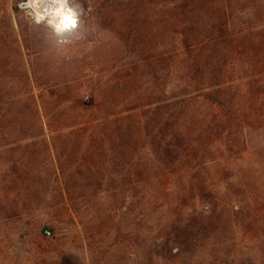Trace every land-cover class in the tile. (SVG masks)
Wrapping results in <instances>:
<instances>
[{
  "label": "rangeland",
  "instance_id": "obj_1",
  "mask_svg": "<svg viewBox=\"0 0 264 264\" xmlns=\"http://www.w3.org/2000/svg\"><path fill=\"white\" fill-rule=\"evenodd\" d=\"M16 2L0 0L2 48L12 44L3 16L11 13L16 31L30 34L21 48L32 85L14 75L10 86L6 74L0 92L50 94L39 108L62 120L50 125L42 114L28 138L15 121L4 127L0 264H264V71L248 54L231 91L235 103L247 94L249 107L240 118L235 105L239 116L208 138L229 114L209 102L168 105L174 59L155 60L150 72L139 57L164 47L127 49L117 25L108 27L116 13L94 8L100 0H81L90 9L84 39L63 50L29 27ZM138 97L152 103L130 109ZM82 101L96 105L83 110ZM111 109L119 118L106 122ZM178 130L189 133L180 154ZM15 171L24 181L10 185Z\"/></svg>",
  "mask_w": 264,
  "mask_h": 264
},
{
  "label": "trees",
  "instance_id": "obj_2",
  "mask_svg": "<svg viewBox=\"0 0 264 264\" xmlns=\"http://www.w3.org/2000/svg\"><path fill=\"white\" fill-rule=\"evenodd\" d=\"M93 6L98 12L105 10L116 13L107 22L109 16L104 12L103 21L108 23V27L117 25V34L127 49L134 50L139 44L146 50L156 47V44L164 47L157 55L139 57L150 72L155 70V60L167 61L170 57L174 59L177 83L172 95L173 101L168 105H175L182 112L194 105L201 106L209 102L217 104L229 114L226 119H220L215 131L208 132V138L217 137L222 124L235 120L231 118L237 117L236 108L240 107V118L243 116L244 107H249V103H246L247 94L240 93V99L235 103L236 92L231 91V87L233 79L240 72L239 56L243 53L248 54L252 68L259 67L264 71V0H100L98 5L94 3ZM85 8L89 9L87 2ZM3 16L10 22L6 30H9L12 44L7 47L8 51L2 48L7 38L5 32L0 30V59L6 58L5 62L0 60V80L8 74L7 84L11 86L18 75V78L23 79L24 86L29 87L32 85V76L21 42L29 50L30 34L20 27L19 33L16 31L11 22V13ZM170 46L171 49H168ZM13 53L19 57V61H11ZM155 77L159 80L160 76L157 73ZM51 96L34 95L29 91L20 94L1 91L0 139H8L10 131L5 132L4 127L14 121L20 125L18 134L28 138L36 134L31 121H42V114L50 125L53 121L62 120L55 119L43 106V111L39 108L37 102L49 104L52 102L49 100ZM151 103V100L138 97L130 104V109ZM17 105L19 109L13 111ZM80 105L86 110L96 103L82 101ZM235 105L238 107L235 108ZM98 106L102 107L100 104ZM111 110V117L106 122L117 121L119 118L117 116L120 111ZM148 126H151L149 120L145 122V129ZM41 129H44L42 125ZM187 134L178 130L174 135L179 141V154L184 150V145H187ZM18 181L23 182L24 177L16 171L7 179L10 185Z\"/></svg>",
  "mask_w": 264,
  "mask_h": 264
},
{
  "label": "clouds",
  "instance_id": "obj_3",
  "mask_svg": "<svg viewBox=\"0 0 264 264\" xmlns=\"http://www.w3.org/2000/svg\"><path fill=\"white\" fill-rule=\"evenodd\" d=\"M15 8L29 27L44 28L45 40L57 50L72 47L84 39L86 9L81 0H17Z\"/></svg>",
  "mask_w": 264,
  "mask_h": 264
},
{
  "label": "built area",
  "instance_id": "obj_4",
  "mask_svg": "<svg viewBox=\"0 0 264 264\" xmlns=\"http://www.w3.org/2000/svg\"><path fill=\"white\" fill-rule=\"evenodd\" d=\"M46 233L49 235L51 232L49 230H46Z\"/></svg>",
  "mask_w": 264,
  "mask_h": 264
}]
</instances>
